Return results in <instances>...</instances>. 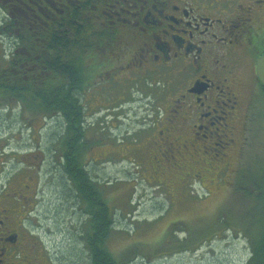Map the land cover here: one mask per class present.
I'll return each mask as SVG.
<instances>
[{"label":"flooded vegetation","instance_id":"1","mask_svg":"<svg viewBox=\"0 0 264 264\" xmlns=\"http://www.w3.org/2000/svg\"><path fill=\"white\" fill-rule=\"evenodd\" d=\"M41 1L44 23L56 27L53 36L56 41L69 40L77 45L81 38L78 31L86 25L100 27L104 32L95 38L99 40L98 45L85 55V66L81 69L85 88L79 91L72 77L69 85L68 94L80 99L83 109L82 143L86 147L82 152H78L81 142L79 113L73 114V118L68 117L62 98L63 106L54 117L32 115L26 106L30 103V66L0 67L11 73L13 82L15 79L24 81L28 89L24 98L13 91L8 102L0 101L12 108L10 114L13 116L8 118L16 116L13 107H17L20 121L30 131L32 117L57 122L58 134L53 150L60 174L55 185V195L62 200L60 212L62 209L71 212L74 205L82 203V211L88 219L86 233L90 234L96 182L89 173L90 164L85 160L87 150L92 149L87 137L89 115L86 104L89 100H85L92 88L97 87L95 85L101 86L100 91L105 96L107 89L132 87L130 90L149 96L153 109L155 106L161 109V114L153 116L152 126L143 128L145 132L140 134L145 138L147 134L152 136L148 142L143 138L139 147L146 151L155 149L157 153L153 155L154 180L157 176H167L166 170L174 176L184 174L186 181L199 182L201 174L215 173V169L207 168L210 165L207 160L194 158L201 154L209 157V151L220 158L222 151L230 150L236 143L230 137L244 133L237 128L241 122L244 126L255 97L262 90L258 75L259 61L264 57V0ZM65 53L63 47L57 53L58 73L79 71L78 67L65 65ZM78 53L75 51V58ZM41 79L43 83L47 80L46 72L41 74ZM97 80L103 82L97 84ZM61 84L66 85L63 78ZM164 102L166 106H162ZM27 149L25 147L20 153L29 152ZM222 156L224 168L220 167L217 173L225 174L232 164L227 162L225 154ZM80 158L93 182L76 180ZM162 158L167 159L168 164ZM31 159L14 155L11 160L17 162L15 166L6 172V162L2 161L0 166V264L48 263V250L39 236L48 226L41 225L39 218L46 208L42 204L43 190L53 182L44 180L52 173L43 175L41 166ZM7 162L13 165L9 164L10 160ZM100 162H106V159ZM170 162L174 163L175 169L165 166ZM197 169H200V175L193 174ZM99 189L104 195L103 186L99 185ZM84 198H87V204ZM84 239L90 246L87 236Z\"/></svg>","mask_w":264,"mask_h":264},{"label":"rangeland","instance_id":"2","mask_svg":"<svg viewBox=\"0 0 264 264\" xmlns=\"http://www.w3.org/2000/svg\"><path fill=\"white\" fill-rule=\"evenodd\" d=\"M5 20L0 9V26ZM11 39L0 37V64L11 55ZM95 86L85 100H89L87 137L92 148L85 160L92 179L103 186V197L114 216L107 252L119 264H248L264 227V90L255 97L244 126L241 122L237 128L244 133L230 137L236 142L230 150L222 151L220 158L212 151L209 157L198 154L194 158L207 160V168L215 169V173L201 174L199 182L186 181L184 174L174 176L168 170L167 176L154 180L157 153L139 147L143 138L147 142L152 138L140 135L143 128L152 126L153 116L161 114L159 107L152 108L149 96L130 90L132 87H113L105 96L101 86ZM11 112L12 108L0 102V166L5 161L6 172L17 163L12 156L32 157L43 175L52 173L44 180L53 182L43 190L46 208L39 218L41 225L48 226L39 235L48 250L47 264H94L84 239L88 219L83 204L74 205L71 212H60L62 200L55 195L60 178L53 150L56 120L32 117L30 131L17 113L8 118L13 116ZM25 147L29 152L20 153ZM224 154L232 165L225 174L217 173L224 168ZM104 159L106 162H100ZM162 160L168 164L167 159ZM165 166L176 168L173 162ZM199 170L193 174L200 175ZM47 231L52 233L45 234Z\"/></svg>","mask_w":264,"mask_h":264},{"label":"trees","instance_id":"3","mask_svg":"<svg viewBox=\"0 0 264 264\" xmlns=\"http://www.w3.org/2000/svg\"><path fill=\"white\" fill-rule=\"evenodd\" d=\"M1 8L8 16L5 22L0 26V37H11L12 50L11 55L2 58L4 61L2 66L15 68H23L28 64L32 70L31 85H30V103L29 106L32 115H42L48 118L54 117L64 105L65 112L68 117L73 118V114L79 117L77 119L80 132V144L78 152L86 147L82 143L84 133L81 128L83 114L80 99L75 95H69L71 77L74 85L79 91L85 88L86 81L81 69L85 66V55L94 46L98 45L99 40L96 37L104 34L103 30L97 26L81 27L78 34L80 40L77 45L75 42L65 40L63 43L54 39V25L46 26L41 11V0H0ZM72 30V28H71ZM91 36L92 38H88ZM75 45V46H74ZM63 47L64 62L69 68L78 67L79 71L71 73L64 71L60 75L57 71L59 67L58 52ZM75 51L79 52L75 58ZM78 59V62L75 61ZM67 60V61H66ZM18 72H20L18 70ZM46 72L47 80L43 83L41 74ZM63 78V84H61ZM78 85V87H77ZM20 94L24 98L27 95L28 89L24 81L15 79L11 80V73L6 70H0V101L8 102L11 93ZM64 98V103L61 105V99ZM23 101V100H22ZM79 111V112H78ZM78 182H93L90 175L84 168L81 158L78 160ZM95 202L94 211L92 213L90 228L91 232L87 234L88 243L90 241V249L94 256V264H119L106 250V240L109 238L114 228V216L104 199L98 183L95 185ZM87 204V198H84ZM248 264H264V227L261 238L253 247V257Z\"/></svg>","mask_w":264,"mask_h":264},{"label":"water","instance_id":"4","mask_svg":"<svg viewBox=\"0 0 264 264\" xmlns=\"http://www.w3.org/2000/svg\"><path fill=\"white\" fill-rule=\"evenodd\" d=\"M259 79L264 85V57L259 61Z\"/></svg>","mask_w":264,"mask_h":264},{"label":"bare ground","instance_id":"5","mask_svg":"<svg viewBox=\"0 0 264 264\" xmlns=\"http://www.w3.org/2000/svg\"><path fill=\"white\" fill-rule=\"evenodd\" d=\"M26 138V137H25ZM44 149V148H43Z\"/></svg>","mask_w":264,"mask_h":264}]
</instances>
